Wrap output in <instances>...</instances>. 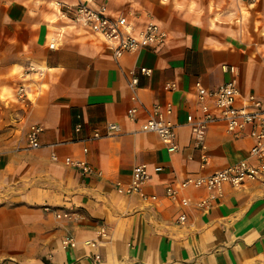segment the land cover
Listing matches in <instances>:
<instances>
[{"label":"crops","instance_id":"1","mask_svg":"<svg viewBox=\"0 0 264 264\" xmlns=\"http://www.w3.org/2000/svg\"><path fill=\"white\" fill-rule=\"evenodd\" d=\"M78 1L0 0V264H93L95 253L98 264H264L260 181L225 184L207 210L194 204L203 188L185 190L188 207L166 195L169 183L249 155L253 139L234 137L218 121L208 128L209 161L201 167L187 118L199 114L196 81L214 89L235 77L242 97L252 93L264 104V0H83L126 15L136 30L153 20L167 31L160 45L118 58L100 35L60 15ZM131 71L138 102L131 100ZM13 95L14 116L6 102ZM167 102L175 153L156 133L140 130L153 104ZM134 105L139 110L130 119ZM108 122L120 130L88 138ZM32 124L43 127L37 148L27 143ZM66 156L85 159L100 174H82ZM137 163L149 172L145 197L119 193L116 182L127 184ZM54 210L72 215L56 217ZM182 211L187 219L178 224ZM69 236L74 246L63 245Z\"/></svg>","mask_w":264,"mask_h":264},{"label":"built area","instance_id":"2","mask_svg":"<svg viewBox=\"0 0 264 264\" xmlns=\"http://www.w3.org/2000/svg\"><path fill=\"white\" fill-rule=\"evenodd\" d=\"M241 2L253 3L256 0H238ZM61 16L70 17L76 25H81L93 33L100 35L107 43L113 47V55L118 58L128 51H135L143 47H153L164 42L167 31L153 21L147 20L143 28L136 30L133 23L126 15H112L108 12L106 5L91 7L85 1L79 0L74 5H65L60 11ZM49 47H55V42L49 43ZM230 71L234 72L235 67L231 66ZM140 72L149 75L151 69L140 67ZM129 88L133 91L131 100L138 102L136 90L138 88L137 75L131 71V78L128 81ZM167 86L174 88V83H167ZM196 100L199 109L198 115H189L187 118L191 129V137L196 148L201 150L200 166L204 167L209 156L206 152V134L211 124L222 121L225 124L226 131L234 137L248 135L253 139V145L246 158L240 159L235 163L229 164L222 169H218L207 175L190 176L169 183L166 186V195L173 201H178L182 207L192 205V200L183 194L188 188H203L206 194L202 195L194 204L203 210L210 208L215 199L222 195L225 184L233 187H239L249 181H260L264 188V104L254 94L246 97L241 96V91L236 78H232L220 84L217 88L208 89L200 81L195 82ZM18 96L22 98L25 94L23 86L19 87ZM139 110L138 105L131 106L128 111V117L133 119ZM173 105L167 102L165 105L159 103L153 104L148 118L140 125L143 132L156 133L169 153H175L179 149L177 141L176 123L171 118ZM248 126V131L246 128ZM81 124L76 125V130H80ZM43 127L40 124L29 126L26 137L28 146L37 148L40 144V133ZM120 130V126L114 122L106 123L103 132L93 131L89 139L112 136ZM87 152V148H83ZM56 158L55 154L52 155ZM65 163L76 167L82 174H100L85 159L66 156ZM162 169L161 166L155 167V170ZM149 178V172L146 163L134 164L131 170L130 180L127 184L120 181L116 182V189L121 194H138L145 197L143 187ZM154 197V196H153ZM45 209L51 210L46 206ZM56 217H71L72 213L68 211L57 212ZM185 211L179 213L176 222L182 224L186 221ZM98 234L105 236L106 230L101 226ZM65 246H74L73 237H65L62 240ZM91 246L96 245V241H87ZM93 264L100 262V255L94 254Z\"/></svg>","mask_w":264,"mask_h":264},{"label":"rangeland","instance_id":"3","mask_svg":"<svg viewBox=\"0 0 264 264\" xmlns=\"http://www.w3.org/2000/svg\"><path fill=\"white\" fill-rule=\"evenodd\" d=\"M15 94H16V91H15ZM6 102H7V106H8V108H9V111H10V113H13L12 114V116H14V114H16V109H17V106H18V104H19V102H17V101H15V95H13V96H10L7 100H6ZM11 118V119H10ZM13 118V119H12ZM9 125L10 126H15V123H16V121H15V117H9ZM10 128H12V127H10ZM248 126H247V128H246V131H248Z\"/></svg>","mask_w":264,"mask_h":264}]
</instances>
